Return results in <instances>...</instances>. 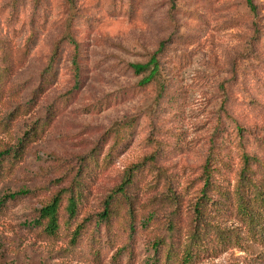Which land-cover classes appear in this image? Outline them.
<instances>
[{"label": "rangeland", "instance_id": "rangeland-1", "mask_svg": "<svg viewBox=\"0 0 264 264\" xmlns=\"http://www.w3.org/2000/svg\"><path fill=\"white\" fill-rule=\"evenodd\" d=\"M255 2L264 22V0ZM249 15L246 0H76L75 8L67 0H0V152L24 146L14 166L0 159V198L18 192L0 207V264H151L152 243L164 226L162 218L146 219L149 197L164 186L154 167H141L134 177L136 232L130 234L126 212L110 225L98 224L97 216L125 165L154 146L157 165L182 183L179 189L199 174L220 104L217 86L235 57L254 48ZM68 32L78 48L65 39ZM164 40L163 71L177 101L163 100L159 111L152 87L138 86L130 63L146 62ZM233 96L232 112L264 134V113L240 103L239 92ZM128 121L124 142L107 139L113 126ZM97 148L99 162L92 156ZM81 156L91 163L77 216L69 218L65 197L60 231L48 235L35 224L39 209L71 182L55 185ZM233 184L225 181L228 190ZM204 263L264 259L231 249Z\"/></svg>", "mask_w": 264, "mask_h": 264}, {"label": "trees", "instance_id": "trees-1", "mask_svg": "<svg viewBox=\"0 0 264 264\" xmlns=\"http://www.w3.org/2000/svg\"><path fill=\"white\" fill-rule=\"evenodd\" d=\"M67 1L75 8L76 0ZM246 6L251 19L254 48L235 57L229 77L217 86L220 104L215 111V126L208 137L207 152L200 164L199 174L187 180L179 189L178 186L182 183H175L167 169L157 165V149L154 146V152L125 165L121 181L107 194L103 210L97 216L98 224L110 225L116 216L126 212L129 218L128 230L130 234L136 232L140 192H131L136 185L134 177L141 167H154L158 178L163 179L164 186L149 197L146 207L152 208L146 219L150 223L162 218L164 226L158 227L159 232L152 243L154 253L151 264H205V260L231 249L243 251L249 259H264V134L244 124L231 110L235 102L233 92L237 91L241 95L240 103L264 113L263 15L255 0H246ZM74 18L70 17L69 27ZM65 39L78 48V41L70 32ZM165 48L166 40L159 44L146 62L130 63L134 73L140 76L138 86L152 87L156 109L163 100L177 101L173 98L171 86L163 71L165 67L161 58ZM51 67L49 66L47 73L51 71ZM78 67L79 64L76 63V68ZM162 109L164 106L159 111ZM132 124V121L117 123L106 134L107 139L114 137L118 142H124ZM36 132L38 130L34 129L32 135ZM151 139L154 145L158 141L156 138ZM103 141L105 143V138ZM157 143L158 146L162 145ZM21 145L1 150L0 159L7 157L6 160L14 166V163L21 161L24 149ZM98 151L99 148L92 151V156H97L99 162ZM87 157H79V164L72 166L65 175L55 180V185L58 186L68 177L71 178L68 185L57 188L39 209L35 224L48 235L55 236L60 231V210L65 197V209L69 218L77 216L82 180L87 174L86 166L91 163ZM230 178L234 180L232 190H228L225 185V181ZM17 195L18 192H13L0 198V207ZM86 222L87 220H83L76 226L74 239L81 234Z\"/></svg>", "mask_w": 264, "mask_h": 264}]
</instances>
